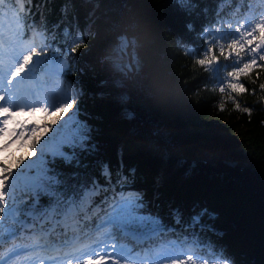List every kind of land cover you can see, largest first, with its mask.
I'll list each match as a JSON object with an SVG mask.
<instances>
[{
    "label": "snow or ice",
    "instance_id": "1",
    "mask_svg": "<svg viewBox=\"0 0 264 264\" xmlns=\"http://www.w3.org/2000/svg\"><path fill=\"white\" fill-rule=\"evenodd\" d=\"M51 2L0 0V152L13 143L20 149L0 157V264H243L213 239L225 233L218 209L194 195L202 189L181 186L174 198L161 192L178 149L125 139L113 156L78 75L91 32L80 27L75 0H65L62 19L50 25ZM175 3L186 17L177 38L183 57L192 71L219 77L210 89L219 92L215 107L222 112L230 103L250 118L245 94H259L256 103L264 104V0ZM105 61L122 70L117 55ZM116 85L123 88L122 80ZM182 105L194 102L186 97ZM37 112L44 118H22ZM121 119L139 116L125 109ZM140 149L163 165L151 186L130 162ZM186 163L177 159L174 167Z\"/></svg>",
    "mask_w": 264,
    "mask_h": 264
},
{
    "label": "trees",
    "instance_id": "2",
    "mask_svg": "<svg viewBox=\"0 0 264 264\" xmlns=\"http://www.w3.org/2000/svg\"><path fill=\"white\" fill-rule=\"evenodd\" d=\"M64 4L65 0L48 4L50 25L62 19ZM75 8L80 27L91 32L88 43L102 33L105 56L120 59V46L127 40L134 44L138 59L136 67L133 60L132 67L121 65V71H114L109 62H95L78 73L86 92L85 107L101 122L113 156L125 139H150L178 149L167 168L170 181L161 192L174 198L181 186H198L202 191L194 195L218 209L216 225L225 233L213 239L227 245L243 264H264V125L260 123L264 104L256 103L259 94L243 97L242 102L253 107L250 118L233 110L230 103L222 112L215 107L219 92L210 89L219 77L192 71L191 58L183 57L177 38L183 35L186 17L177 10L175 0H75ZM116 79L122 80L123 88L117 87ZM195 90L199 95L193 94ZM101 92L110 95L101 98ZM121 94L128 97L124 104L118 102ZM186 97L194 102L190 109L182 105ZM125 109L139 119H121ZM177 159L187 161L184 168L175 169ZM210 160L237 162L255 187L229 172L207 167ZM194 161L198 163L193 170ZM130 162L148 174L150 186L163 170L146 149L138 150Z\"/></svg>",
    "mask_w": 264,
    "mask_h": 264
},
{
    "label": "rangeland",
    "instance_id": "3",
    "mask_svg": "<svg viewBox=\"0 0 264 264\" xmlns=\"http://www.w3.org/2000/svg\"><path fill=\"white\" fill-rule=\"evenodd\" d=\"M102 40H103L102 33H97V35H95V38L93 39V41L88 43L87 46L91 48V51L88 52L87 55H85L83 57L82 61H81L82 65L84 67H85L86 64H92V63H95V62L101 63L100 60H101V58L104 57V55H103V46H102V43H101ZM133 45H130V42L126 40V41L123 42L122 48H123V50H125L124 53L126 52L128 54V56L130 58L129 62L131 63V59L133 58L135 65H138V59H137V56H136V52L134 51V46ZM129 50H131V53H129ZM81 51L84 52L86 50L85 49H81ZM122 55L123 54L121 53L120 56H119V58H120L119 62H121V57H122V60H123V56ZM122 66H123V64H122ZM80 80H82L81 76H80ZM36 116H37V113L34 116H32V117H28V119H32L33 117H36ZM41 118H44L43 114L38 119H41ZM10 151L12 152L11 154H15V155H19L20 154V149L18 148V146L17 145H11V147L6 149L4 152H0V157L9 156L8 154H9Z\"/></svg>",
    "mask_w": 264,
    "mask_h": 264
},
{
    "label": "water",
    "instance_id": "4",
    "mask_svg": "<svg viewBox=\"0 0 264 264\" xmlns=\"http://www.w3.org/2000/svg\"><path fill=\"white\" fill-rule=\"evenodd\" d=\"M207 166L213 167L211 162L207 163ZM215 170L218 171H230L232 176H235L236 178H240L243 180V173L241 172V169L239 168L238 164L236 162H228V161H222L219 163L218 166L214 167ZM247 182L255 187V184L251 181L250 178L247 179Z\"/></svg>",
    "mask_w": 264,
    "mask_h": 264
}]
</instances>
